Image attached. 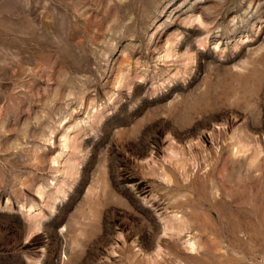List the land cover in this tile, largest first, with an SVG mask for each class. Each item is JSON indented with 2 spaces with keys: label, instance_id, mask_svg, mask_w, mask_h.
Returning <instances> with one entry per match:
<instances>
[{
  "label": "rangeland",
  "instance_id": "obj_1",
  "mask_svg": "<svg viewBox=\"0 0 264 264\" xmlns=\"http://www.w3.org/2000/svg\"><path fill=\"white\" fill-rule=\"evenodd\" d=\"M0 264H264V0H0Z\"/></svg>",
  "mask_w": 264,
  "mask_h": 264
}]
</instances>
